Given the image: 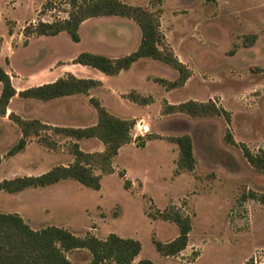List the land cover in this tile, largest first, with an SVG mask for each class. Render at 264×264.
I'll return each instance as SVG.
<instances>
[{
    "label": "rangeland",
    "instance_id": "obj_1",
    "mask_svg": "<svg viewBox=\"0 0 264 264\" xmlns=\"http://www.w3.org/2000/svg\"><path fill=\"white\" fill-rule=\"evenodd\" d=\"M66 1L0 0V36L11 38V27L14 40L10 45L19 37L24 40V27L40 17L44 21L67 17ZM124 1L146 6L151 0ZM47 2L44 14H39ZM162 6L161 28L166 39L192 70L186 84L166 90L155 78L172 80L177 71L149 58L112 76L114 90L99 87L94 90L96 96L111 113L137 123L134 142L121 148L114 160L115 171L102 177V187L96 190L77 180L65 179L18 193L1 192L0 211L19 213L35 229L56 225L79 236L92 233L105 239L115 233L138 239L142 251L136 261L244 264L253 258L255 264H263L264 204L252 199L242 202L241 196L249 190L264 192V172L251 166L238 143H245L253 152L264 149V0H163ZM79 32L80 42H75L67 32L33 36L28 45L17 41L11 54L6 46L2 63L21 76L16 77L19 83L22 76L57 58L72 61L79 51L113 58L130 54L138 48L142 36L134 20L121 16L88 19ZM253 34L257 35L254 44H246L247 37ZM132 90L152 95L154 102L138 105L122 98L123 93ZM164 99L170 103L212 99L231 113V122L228 124L222 115H164ZM71 103L64 100L59 106L26 99L16 100L13 108L21 111L24 118L38 116L58 126H90L94 118L97 121L96 108L90 101L73 110L67 107ZM47 133L59 143L57 149H47L32 137L37 143L26 152L9 157L5 154L16 144L17 133L13 128L6 131V137L0 140V156L7 158L0 165V177L39 175L54 166L68 165L73 159L70 139L53 131ZM228 133L237 144L229 142ZM148 134L162 138L137 146L135 139ZM183 134L193 138L197 165L192 172L176 174L178 145L167 137ZM79 144L89 152L104 149L97 138L82 139ZM126 180H130L128 188ZM171 204L181 206L192 217L193 229L184 254L166 257L157 251L153 239L172 240L178 236L179 228L173 222L153 218L150 213ZM195 252L199 256L193 262ZM70 258L85 263L92 256L88 250H75Z\"/></svg>",
    "mask_w": 264,
    "mask_h": 264
},
{
    "label": "trees",
    "instance_id": "obj_2",
    "mask_svg": "<svg viewBox=\"0 0 264 264\" xmlns=\"http://www.w3.org/2000/svg\"><path fill=\"white\" fill-rule=\"evenodd\" d=\"M66 3L69 5L66 10L67 17L52 21H44L40 17L36 22L27 24L23 29L24 43L27 44L31 36H55L62 32H67L75 42H80V27L86 20L102 16H121L134 20L141 28V41L135 51L114 58L83 51L74 58L73 63L93 67L108 76H116L121 71L130 69L142 58L153 59L177 71V76L172 80L155 78V81L168 91L183 87L192 76V70L175 53L161 28L163 0H151L146 6L129 4L124 0H67ZM45 6H49V3L43 5L39 14H44ZM9 33L13 34L11 27ZM256 39V34L250 35L245 43L249 42L252 45ZM2 43L3 39L0 38V52ZM0 84L2 85L0 117H3L7 114L10 101L17 94V90L11 75L1 62ZM101 85L100 80L79 78L68 72L54 82L22 90L19 95L49 101L70 95L88 94ZM124 97L138 105L154 102L152 95H143L136 90L130 91ZM90 102L96 108L97 122L86 127L53 126L39 119L23 118L12 111L9 118L19 126L22 137L9 149L7 156H14L23 151L32 137H36L41 145L49 149H57L59 143L52 134L47 133L53 131L54 134H63L70 139L69 150L73 161L68 165L54 166L40 175L4 179L0 181V191L17 193L28 188L56 184L65 179H74L89 188L99 190L102 187V177L115 171L114 160L121 148L134 142L133 129L137 121L111 113L97 97H92ZM161 113L164 115L184 113L192 117L222 115L228 124L231 122V113L212 99L206 102L191 99L180 103H170L164 99ZM90 138L99 139L104 149L93 152L83 150L79 140ZM161 138L159 134H148L135 140L137 146H146L148 141ZM167 139L178 145L176 174L194 171L197 158L191 135L170 136ZM227 139L237 144L230 133ZM238 144L251 166L264 172V149L253 152L245 143ZM121 176L125 177V173ZM129 184L130 180H126L127 188ZM249 199L264 204V192L244 191L241 201L245 202ZM150 216L173 222L178 226L179 234L174 239L164 242L154 238L153 242L157 251L163 256L180 255L189 245L190 233L193 229L192 217L177 204H171L162 210L158 209L157 213H150ZM75 250H88L92 256L91 260L85 263L74 262L69 255ZM141 251L142 243L138 239L124 238L115 233L109 234L105 239L92 233L79 236L67 228L56 225L35 229L19 213L0 211V264H157L150 259L136 261ZM198 256L199 253L195 252L191 261H196ZM244 264H255V262L250 258Z\"/></svg>",
    "mask_w": 264,
    "mask_h": 264
},
{
    "label": "crops",
    "instance_id": "obj_3",
    "mask_svg": "<svg viewBox=\"0 0 264 264\" xmlns=\"http://www.w3.org/2000/svg\"><path fill=\"white\" fill-rule=\"evenodd\" d=\"M88 21V20H86ZM83 22L82 25L84 23ZM35 22V21H34ZM81 25V27H82ZM80 27V29H81ZM23 34V33H22ZM9 35L11 36V38H5L3 36H0V38L3 39V43H2V48H1V52H0V62L2 64V66L4 67V69L11 75L12 77V82H13V85L14 87L16 88L17 90V94L11 99L10 101V104H9V107H8V111H7V114L3 117H0V140H3L5 137H6V131L10 130L11 128L15 129L16 133H17V142L19 141V139L22 137V132L19 128V126L9 118V114L13 111L14 113L18 114V115H22L21 111H19L18 109H15L13 108V103L16 101V100H26V99H32V100H37V99H34V98H25V97H21L19 95L20 91L22 90H25L27 88H30V87H34V86H39V85H42V84H45V83H51V82H54L56 81L58 78L66 75V73L68 72H71L73 73L75 76L79 77V78H92V79H97V80H100L102 82V85L100 87H103V88H106L110 91L114 90V88H112V84H111V78L112 76H108V75H105L104 73H102L101 71L93 68V67H90V66H85V65H81V64H74L73 63V59L76 58V56L79 54V52L74 56L72 57V61H64V60H61L59 58L55 59L53 61V63L49 64L48 66L44 67V68H40L38 70H35L31 73H29L28 75L26 76H22V80L23 81H20L19 83H16V77L18 78H21L20 75H18L15 70H13L12 68L10 67H6L5 65H3L2 63V53L3 51L6 50V46H7V52L8 54H11L13 51H14V46L15 45H18L16 42L18 41H21L24 45H28L29 42H30V39L33 37L31 36L29 39H28V43L25 44L24 41L25 39L23 40V37L21 39V37H19L17 39V41L12 44V46L10 45V43H13L12 41L14 40V31H13V34H10ZM23 36V35H22ZM8 44H6V41H8ZM81 41V40H80ZM16 47V46H15ZM143 59V58H142ZM141 60V59H140ZM6 62L8 63V65L10 64V60H9V56L6 57ZM138 62V61H137ZM135 62V63H137ZM60 63V64H58ZM134 63V64H135ZM133 66V65H132ZM96 70V71H94ZM129 70V69H128ZM126 70H123L121 71L124 72ZM120 74V73H119ZM118 74V75H119ZM109 87V88H108ZM99 88V87H98ZM96 88L92 89L88 94H76V95H70V96H65V97H60V98H55V99H52V100H49V101H42V102H45V103H56V105H59L61 106L62 105V102L65 101H71L72 103L69 105L67 104V107L71 110L75 109L76 107H80L81 106V103H86V101H90V99L92 97H97L96 96V93L94 92ZM1 90H2V85L0 84V93H1ZM116 92H118V94H121L119 93L118 90H116ZM129 93V92H128ZM127 94V93H123L122 94V98H124L125 100L129 101L127 98L124 97V95ZM98 98V97H97ZM77 100H80L81 103ZM101 101V100H100ZM131 102V101H130ZM134 103V102H132ZM136 104V103H134ZM149 105V104H148ZM107 108V107H106ZM74 113V111H72ZM22 117V116H21ZM24 118V117H23ZM28 119V118H26ZM30 119H39L41 120L42 122L46 123V124H50V125H53V126H58V125H55V124H51L50 122H48L47 120H44V119H41V118H38V116H33L31 117ZM95 118L92 120V122H90L92 125L96 124L95 122ZM91 126V125H90ZM73 127H86V126H73ZM33 138L30 139L28 145L26 146V148L17 153V154H20V153H23V152H26L28 150V148L33 144V143H37L35 142L34 140H32ZM80 141V140H79ZM16 142V143H17ZM39 145H41L39 142L37 143ZM43 146V145H42ZM45 147V146H43ZM47 148V147H45ZM48 149V148H47ZM53 150V149H52ZM9 151V150H8ZM7 151V152H8ZM16 154V155H17ZM7 156V153L5 154ZM4 155V156H5ZM1 157V162H0V165L3 164L4 160H6L7 158L6 157ZM15 156V155H14ZM14 156H10V157H14ZM73 161V159H72ZM71 161V162H72ZM70 162V163H71ZM69 163V164H70ZM5 174V172H4ZM6 175V174H5ZM40 175V174H39ZM17 177V176H16ZM15 178V177H14ZM4 179H8L6 178L4 175L1 174V177H0V181L4 180ZM11 179V178H10ZM24 191V190H23ZM1 192H4V191H0V194ZM22 192V191H21ZM8 193V192H7ZM18 193V192H17ZM184 252V251H183ZM184 254V253H181V255ZM70 257V255H69ZM167 257V256H166ZM75 262V261H74ZM76 263H79V262H76Z\"/></svg>",
    "mask_w": 264,
    "mask_h": 264
}]
</instances>
